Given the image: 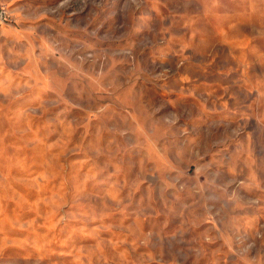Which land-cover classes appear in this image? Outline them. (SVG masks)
<instances>
[{
	"label": "rangeland",
	"instance_id": "1",
	"mask_svg": "<svg viewBox=\"0 0 264 264\" xmlns=\"http://www.w3.org/2000/svg\"><path fill=\"white\" fill-rule=\"evenodd\" d=\"M0 4V264H264V0Z\"/></svg>",
	"mask_w": 264,
	"mask_h": 264
},
{
	"label": "built area",
	"instance_id": "2",
	"mask_svg": "<svg viewBox=\"0 0 264 264\" xmlns=\"http://www.w3.org/2000/svg\"><path fill=\"white\" fill-rule=\"evenodd\" d=\"M12 17V12L6 5L0 4V21L3 23L9 22Z\"/></svg>",
	"mask_w": 264,
	"mask_h": 264
}]
</instances>
